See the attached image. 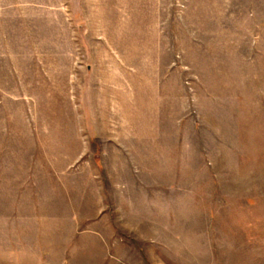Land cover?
Segmentation results:
<instances>
[{
	"label": "rangeland",
	"instance_id": "rangeland-1",
	"mask_svg": "<svg viewBox=\"0 0 264 264\" xmlns=\"http://www.w3.org/2000/svg\"><path fill=\"white\" fill-rule=\"evenodd\" d=\"M0 264H264V0H0Z\"/></svg>",
	"mask_w": 264,
	"mask_h": 264
}]
</instances>
